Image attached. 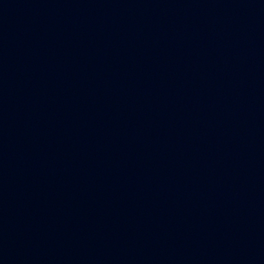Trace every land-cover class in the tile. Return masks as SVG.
Instances as JSON below:
<instances>
[{
  "label": "water",
  "instance_id": "95a60500",
  "mask_svg": "<svg viewBox=\"0 0 264 264\" xmlns=\"http://www.w3.org/2000/svg\"><path fill=\"white\" fill-rule=\"evenodd\" d=\"M0 264H264V0H0Z\"/></svg>",
  "mask_w": 264,
  "mask_h": 264
}]
</instances>
